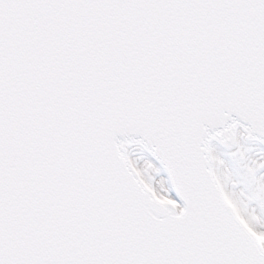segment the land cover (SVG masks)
Segmentation results:
<instances>
[{"label": "snow or ice", "instance_id": "obj_1", "mask_svg": "<svg viewBox=\"0 0 264 264\" xmlns=\"http://www.w3.org/2000/svg\"><path fill=\"white\" fill-rule=\"evenodd\" d=\"M0 264H264V0H0Z\"/></svg>", "mask_w": 264, "mask_h": 264}]
</instances>
